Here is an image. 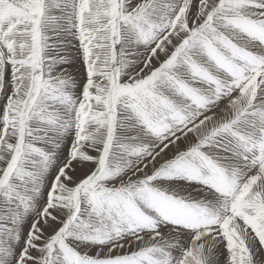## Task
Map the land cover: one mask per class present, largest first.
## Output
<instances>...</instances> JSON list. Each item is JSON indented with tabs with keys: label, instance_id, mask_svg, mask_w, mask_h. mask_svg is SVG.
<instances>
[{
	"label": "snow or ice",
	"instance_id": "snow-or-ice-1",
	"mask_svg": "<svg viewBox=\"0 0 264 264\" xmlns=\"http://www.w3.org/2000/svg\"><path fill=\"white\" fill-rule=\"evenodd\" d=\"M0 264H264V0H0Z\"/></svg>",
	"mask_w": 264,
	"mask_h": 264
}]
</instances>
